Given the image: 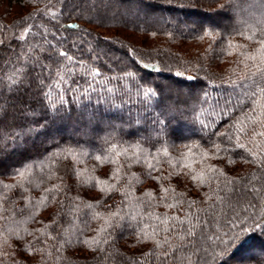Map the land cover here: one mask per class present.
<instances>
[{
	"label": "trees",
	"instance_id": "trees-1",
	"mask_svg": "<svg viewBox=\"0 0 264 264\" xmlns=\"http://www.w3.org/2000/svg\"><path fill=\"white\" fill-rule=\"evenodd\" d=\"M253 34L264 0H0V264H264V127L240 134L247 150L220 135L237 134L225 100L259 66L241 55ZM60 51L83 66L49 100ZM113 146L159 163L120 156L114 177L94 159Z\"/></svg>",
	"mask_w": 264,
	"mask_h": 264
},
{
	"label": "snow or ice",
	"instance_id": "snow-or-ice-1",
	"mask_svg": "<svg viewBox=\"0 0 264 264\" xmlns=\"http://www.w3.org/2000/svg\"><path fill=\"white\" fill-rule=\"evenodd\" d=\"M69 27H73L71 25H69ZM24 37L22 36L21 39H23ZM246 39L248 40H255V42L259 45V48L256 51L255 55H248V54H244L242 53L241 55L243 56L244 61H248L251 60L253 61V63H255L257 61V58H259V66H257L255 68V70H249L248 72L245 73L244 76L240 77L241 83H240V87L244 90L242 93H237L236 94V99L233 100L231 97L226 98L225 103L226 106H232L235 108H239L241 111V115L239 117L234 118V122L230 125V127H232L235 132L237 133L235 135V137L232 136V134L230 133H220V135H227L228 139L230 141H233L236 146L238 148L241 149H245L247 150V144H245L244 142L241 141V135L240 134H246V130L249 127V125H255V124H259L261 125V127H264V83H261L260 81H264V38L257 40L255 37V34L251 35V36H245ZM238 47H242V46H237V45H232L229 44V48H238ZM232 54V53H229ZM59 56L64 57V61H59L58 63L60 64V67L56 70L55 73V79L52 80V82L48 85L49 91L45 92L44 95L46 97L49 98V100L51 99L50 97V92L53 88L55 87H60L62 88V86L64 84H66L68 82V78L66 73L72 72V68L69 67V64H73V63H77L80 66H83V62H77L75 61L74 57L69 55L67 52L65 51H60L59 52ZM67 62V63H65ZM245 68L248 69V64L245 63ZM87 75L92 76L93 81L96 80V77H98L100 75L99 70H94V69H89L87 72ZM250 77H258L257 80H253V84L255 85L254 87H252L250 84L246 83L245 81L248 80ZM188 79H192V77H188ZM43 84V81H40ZM13 83H16V81H13ZM237 84V81L235 80H231L229 79L228 81V85L229 87L235 88ZM94 91L95 89L92 87L91 84H89L88 88H85L80 94L81 95H88L89 91ZM70 91H78L77 89H70ZM108 92H112V89H107ZM145 96H148L149 93L145 92L144 93ZM57 99L61 102L64 101V95L63 92L60 93V95H58ZM248 103L249 106V111L248 112H244L243 109V105L245 103ZM53 107H55V102H53ZM229 111H231V108H229ZM221 112H223V109H221ZM253 113L255 115H253ZM203 123V122H202ZM204 127H209L208 124H204ZM261 136L264 137V131H253V137L251 140H249V143H252L254 141L255 136ZM187 149V152H183L181 153V156L184 158L182 161H177V164H181L183 167L185 168H191V164L187 162L188 158L191 157L193 155L192 149L193 147L199 148V145H185L184 146ZM215 148L219 149L220 145L219 144H215L214 145ZM258 147V146H257ZM129 149L127 148H117L116 146H113L110 148L108 154L104 155V156H95L94 159L97 162L103 163V162H109V163H113L118 165V167L115 170V173L113 174L114 177H118L119 176V170H120V165H119V157L120 156H124L126 158V163L128 167H131L132 164L134 163H141L143 162L144 164L147 165V167L149 169H154L155 165L152 163V160H155L156 163H159V160L156 156H152V160H149L147 158V156L144 154V151L142 148H140L139 146H137L136 148L132 149V155L129 156L128 155ZM70 155H74L71 152L69 153ZM162 155L164 156H168V152L167 150H163ZM249 155H252V159L253 161H255L257 159V156L251 152H249ZM202 158H209L208 153L207 152H202L201 153ZM75 158V156H74ZM168 163H172V161L169 159ZM173 167H175V165H173ZM208 171H217L215 169H211L209 168ZM151 175V173H149ZM179 175V173H177ZM21 179H23L25 177V173L21 172L19 173ZM77 175H81V173L78 171ZM197 176H193V179H196ZM157 182H159V178H157ZM107 181H101V180H96L95 184L96 186H99L100 184H107ZM5 188L9 187L7 185H4ZM112 188H114L115 186H111ZM59 190V186H55L54 188H50V189H46V191L48 192H52V191H57ZM101 191H103L104 189L101 188ZM162 191L165 193V197L167 196V193L169 192V189H164L162 188ZM171 191H175L174 189ZM0 199H2V197H0ZM46 197H42V200H46ZM38 204L40 203L39 201L37 202ZM168 207H176L177 205L175 204H169L167 205ZM88 207H93V205H88ZM189 207H191V204H189ZM153 214L149 213L148 216L151 217ZM120 216L119 212H112L111 213V219H115L116 217ZM121 219H123V217H120ZM132 219H135V216L132 217ZM156 219H160L159 217H157ZM172 219H177L176 217H173ZM162 223H167L166 220H162ZM259 226V225H258ZM106 229L102 228L101 231H105ZM141 235L143 236H148L149 234L146 232V230L141 229ZM156 234V230L155 228L153 229L152 232V236L154 237ZM157 247L160 246L159 242L157 241ZM151 253H149L148 255H150Z\"/></svg>",
	"mask_w": 264,
	"mask_h": 264
},
{
	"label": "rangeland",
	"instance_id": "rangeland-1",
	"mask_svg": "<svg viewBox=\"0 0 264 264\" xmlns=\"http://www.w3.org/2000/svg\"><path fill=\"white\" fill-rule=\"evenodd\" d=\"M187 93V91L185 90L184 93ZM247 263H252V260L248 259V260H242V262L240 261L239 264H247ZM238 264V263H237Z\"/></svg>",
	"mask_w": 264,
	"mask_h": 264
}]
</instances>
